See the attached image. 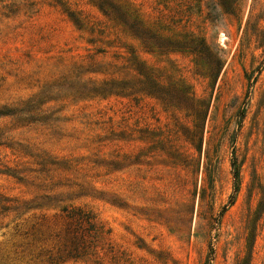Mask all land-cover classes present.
I'll list each match as a JSON object with an SVG mask.
<instances>
[{
  "label": "rangeland",
  "instance_id": "374dc122",
  "mask_svg": "<svg viewBox=\"0 0 264 264\" xmlns=\"http://www.w3.org/2000/svg\"><path fill=\"white\" fill-rule=\"evenodd\" d=\"M109 1L0 0V264H264V0Z\"/></svg>",
  "mask_w": 264,
  "mask_h": 264
},
{
  "label": "trees",
  "instance_id": "16d2710c",
  "mask_svg": "<svg viewBox=\"0 0 264 264\" xmlns=\"http://www.w3.org/2000/svg\"><path fill=\"white\" fill-rule=\"evenodd\" d=\"M98 5L100 9L106 13V15H115L120 19L124 17V15L120 13V11L109 0H98ZM70 17L74 18L73 15H70ZM235 177L239 179V172L237 170L235 172ZM64 211L67 213L66 219L69 221V229L75 231L77 230V232L81 233V240L83 241V244H87L88 242L85 240V238L89 237V232H92V230L95 231L96 229V224L94 223L95 219L91 213L84 212L82 210H77V212L72 210L68 212L67 208ZM101 237H103V231L101 228H98L97 231L94 232L93 238H99L100 240ZM86 249L87 247L83 246L82 250L80 251V248L74 245V249H72L68 256L76 257L74 255L84 254L86 253Z\"/></svg>",
  "mask_w": 264,
  "mask_h": 264
},
{
  "label": "bare ground",
  "instance_id": "6f19581e",
  "mask_svg": "<svg viewBox=\"0 0 264 264\" xmlns=\"http://www.w3.org/2000/svg\"><path fill=\"white\" fill-rule=\"evenodd\" d=\"M226 40H227V37L225 34H221L220 36V43L221 44H225L226 43Z\"/></svg>",
  "mask_w": 264,
  "mask_h": 264
}]
</instances>
